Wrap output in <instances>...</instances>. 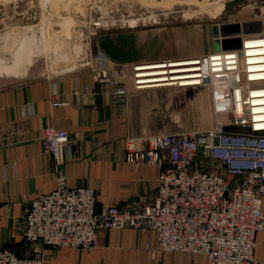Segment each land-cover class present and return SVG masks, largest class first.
Masks as SVG:
<instances>
[{
	"label": "crops",
	"instance_id": "1",
	"mask_svg": "<svg viewBox=\"0 0 264 264\" xmlns=\"http://www.w3.org/2000/svg\"><path fill=\"white\" fill-rule=\"evenodd\" d=\"M245 22L222 25L248 24V31L258 27L257 22ZM210 23L95 35L94 48L103 59L96 73L106 75L104 79L95 77V69L86 65L54 78L0 88V249L25 254L27 201L53 191L58 173L69 188L96 192L97 213L111 206L153 202L159 170L130 167L124 160L126 138L195 131L175 122L178 116L193 115L187 104L192 100L207 102L200 115L214 118L208 129L215 126V116L208 90L167 82L136 84L134 69L161 64L168 69L170 63L223 50L224 39L207 27ZM236 39L225 38L226 51L236 50ZM0 74L12 75L10 70ZM123 88L126 93H115ZM48 127L66 131L74 143L63 165L44 152L42 137ZM255 243L254 260L264 264V233L256 235ZM45 253L48 264H207L203 255L160 252L153 233L130 229L98 232L89 251L60 248Z\"/></svg>",
	"mask_w": 264,
	"mask_h": 264
},
{
	"label": "built area",
	"instance_id": "2",
	"mask_svg": "<svg viewBox=\"0 0 264 264\" xmlns=\"http://www.w3.org/2000/svg\"><path fill=\"white\" fill-rule=\"evenodd\" d=\"M256 35H241L237 50L193 59L200 76L195 86L213 91L212 129L126 138L124 160L130 167L159 170L152 203L97 213L96 192L69 188L58 173L53 191L26 204L22 237L32 256L2 248L0 264H48L46 249L89 251L98 232L124 229L153 233L163 253L203 255L207 264H256L255 237L264 233V129L258 125L264 105L253 100L262 98L254 92L264 89V79H257L264 71H255L260 68L252 65L258 64L248 61L254 56L243 48V41L264 40ZM217 91L224 97L218 103ZM225 115L231 117L226 123ZM42 143L57 165L74 146L66 131L53 127L44 130Z\"/></svg>",
	"mask_w": 264,
	"mask_h": 264
},
{
	"label": "rangeland",
	"instance_id": "3",
	"mask_svg": "<svg viewBox=\"0 0 264 264\" xmlns=\"http://www.w3.org/2000/svg\"><path fill=\"white\" fill-rule=\"evenodd\" d=\"M263 19L264 0H0V73H12L0 74V88L19 81L54 78L86 65L95 69V77L104 79L106 75L96 73L103 59L94 48L95 35L205 25L212 20L214 24L206 25L215 31L222 24L262 23ZM131 20L137 21L135 28L129 27ZM255 29L259 27H251ZM256 34L263 37L264 27ZM193 88L208 90L210 108L215 109L211 89ZM187 104L193 115L178 116V125L195 131L212 126V116L200 115L207 102L192 100ZM228 118L225 115L221 120L226 123ZM45 259L48 263L47 256Z\"/></svg>",
	"mask_w": 264,
	"mask_h": 264
},
{
	"label": "bare ground",
	"instance_id": "4",
	"mask_svg": "<svg viewBox=\"0 0 264 264\" xmlns=\"http://www.w3.org/2000/svg\"><path fill=\"white\" fill-rule=\"evenodd\" d=\"M218 14L219 13H217V15ZM136 24H137L136 20H131L129 27L135 28ZM263 27H264V19H263ZM243 45H244L243 48L246 49L245 51L249 53L248 56H254L253 59L248 58V61L252 60L249 63L258 64V65H252V67L260 68L255 71H264V40L243 41ZM197 67H198V63L195 62V60H187V61H179V62L170 63L168 65V69H165L164 65L162 64L151 66V67H138L136 70L138 71V76H137L138 77L137 80L139 81L138 84L144 85V84L167 82V83H173V84L176 83L178 86H181V87H193L199 84L198 79L200 76L197 74L198 73L197 71L199 70ZM257 79H264V78H257ZM254 93H259V95L256 97H262V98H259L253 101H260V104L264 105V89H259L258 91ZM214 96H215V100L217 103L222 98H224L222 95L218 93V91L217 93L214 94ZM236 110H237V114H240L241 106L236 105ZM260 117H264V116H260ZM258 121H264V118ZM258 125H260L259 129H264V122L259 123Z\"/></svg>",
	"mask_w": 264,
	"mask_h": 264
},
{
	"label": "water",
	"instance_id": "5",
	"mask_svg": "<svg viewBox=\"0 0 264 264\" xmlns=\"http://www.w3.org/2000/svg\"><path fill=\"white\" fill-rule=\"evenodd\" d=\"M217 16H219V15H217ZM217 16L214 17L213 19L216 20ZM256 25H258V27H259V29H257L256 31H248L246 29L247 26H250L248 24H244L241 26L240 25H222L218 29L215 30V34H216V36L219 35L221 38L224 39V43H223V50L224 51H226V49L224 48V44L229 42V41L225 40V38H227L229 36H237L236 40H237V43H239V46L236 48V50H237L240 48V39H239L240 36L259 33V31L261 30V27H263V22L262 23L257 22Z\"/></svg>",
	"mask_w": 264,
	"mask_h": 264
},
{
	"label": "trees",
	"instance_id": "6",
	"mask_svg": "<svg viewBox=\"0 0 264 264\" xmlns=\"http://www.w3.org/2000/svg\"><path fill=\"white\" fill-rule=\"evenodd\" d=\"M24 247H25V254L22 255V256H32L31 251L28 249V247H27V245L25 243H24Z\"/></svg>",
	"mask_w": 264,
	"mask_h": 264
},
{
	"label": "flooded vegetation",
	"instance_id": "7",
	"mask_svg": "<svg viewBox=\"0 0 264 264\" xmlns=\"http://www.w3.org/2000/svg\"><path fill=\"white\" fill-rule=\"evenodd\" d=\"M247 28V27H246Z\"/></svg>",
	"mask_w": 264,
	"mask_h": 264
}]
</instances>
